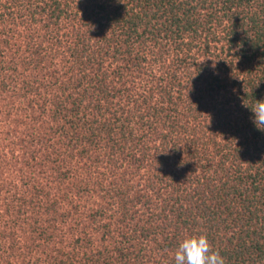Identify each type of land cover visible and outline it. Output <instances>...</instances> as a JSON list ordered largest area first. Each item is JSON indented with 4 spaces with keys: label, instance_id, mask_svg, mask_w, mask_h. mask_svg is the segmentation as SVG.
Listing matches in <instances>:
<instances>
[{
    "label": "trees",
    "instance_id": "1",
    "mask_svg": "<svg viewBox=\"0 0 264 264\" xmlns=\"http://www.w3.org/2000/svg\"><path fill=\"white\" fill-rule=\"evenodd\" d=\"M7 1H0L3 8V11L0 10V22L3 24L7 15L13 18L15 13H22L21 21L25 26L31 28L33 24L43 26L45 23L48 30H51L50 24L53 27L51 42L45 44L31 40V45L26 43L25 50L19 44V49L11 54L14 55L13 59L16 52L25 54L23 63L33 70L43 69L47 56L57 58L59 68L53 72L54 83L43 84L45 94L51 98L47 102L55 104L53 118L58 122L61 118L59 113L68 107L85 112L83 118H79L76 109L69 111L74 114L73 121H70L72 127L60 125L54 132L52 126L53 133L50 134L46 128L43 131L44 127L41 126L23 130L25 126L28 127L24 119L16 117L13 120L20 128L10 132L11 145L19 147L28 157L25 163L29 166V172L34 168L46 167L44 164L50 161V155L46 151L45 140L51 141L56 135L75 144L74 151L90 161L92 147L104 143L101 138L104 130L109 140L113 144L115 142L114 148H111L114 154L124 155L134 150L144 152L143 159L134 158L133 162L150 168L146 176L150 179V188L155 189V183H160L170 192L164 205H156L157 214L154 217L151 215L148 222L136 220L127 211L122 213L115 227L114 224L101 226L100 229L104 230L103 240L110 238L107 236H112V239L110 245H104L99 250L93 247L92 239L86 238L85 232V237L75 238L74 253H64L56 245L59 238L57 226L41 227L37 234L40 235L38 238H44L43 248L35 255L27 246L25 256L30 258L27 264H174L172 257L180 242L198 235L207 236L212 250L224 257L225 264H264V131L253 123L254 114L251 111L256 101L264 100V0L258 2V7H255L258 0ZM216 5L226 15L223 17L227 22L226 33L222 40L227 47L220 50L194 49L201 48L205 28L209 32L216 30V25L209 27L213 20L219 18L217 14L215 17L211 15ZM95 26H99L101 31H95ZM63 31L70 38L69 42L60 39L59 34ZM162 40L177 44L173 57L170 49H161L166 46H160ZM212 40L202 44L209 48L219 42L216 35ZM179 41L182 43L179 44ZM207 54L212 59L204 62L197 59L199 55ZM107 61L122 62L126 70H117L109 75ZM10 70L11 76L1 77L0 72V86L12 97L14 94L20 97L22 85L18 86L20 83L14 74L24 75V72L21 73L15 66H10ZM126 71L140 79L139 88L141 86L145 91L152 80L157 81L156 97L163 106H154L147 115L141 114L137 127L132 126V115L121 114L124 112L122 108L118 119L109 123V129L106 122L101 123L93 116L101 113L105 104H109L108 109H111L113 101L123 97L122 92H130L131 86H126L127 81L126 90L114 86L115 77L122 81L127 76ZM167 74H171L173 81L164 87ZM182 78L187 79V84L194 85L196 91H191L187 96L188 87L181 83ZM30 80L23 83L27 94L34 93L36 88L35 80ZM199 82L206 86V95H211L212 99L218 88L228 92L230 88L233 89L229 97L220 103L223 114L229 117L226 128L240 143L234 150L235 154L227 152L226 143L215 141L213 131H210L213 137L208 140L207 129L195 126L189 131V125L184 124L183 118L199 120L202 116L200 110L205 108L202 100L198 102L194 96L201 91V87L196 85ZM172 86L180 88V103L188 109L186 114L175 108L179 100ZM47 97H39V100ZM135 99H144L143 103L149 100L143 95L134 96L128 99V103ZM194 104L198 108H194ZM22 108L15 104L13 109L21 112V117H26L27 109ZM12 114L15 115L13 111ZM117 114L118 111L114 116ZM234 119L237 122L232 127ZM98 125L103 130L96 131L95 126ZM147 126L148 131L144 133L141 128ZM160 126L167 130L160 129ZM113 132L115 136L112 138ZM247 133L251 135L244 142L238 141L242 134ZM29 141L33 145L27 153L26 142ZM158 141H161L159 145H151ZM148 149L150 153L152 150L156 153L147 158ZM247 156L250 159L248 168H245L241 159ZM145 162H148V166ZM167 178L171 179L169 185ZM174 178L178 180L172 183ZM123 190L121 185L118 189L116 186L114 188L118 194L116 198L126 201L127 191ZM23 208L21 205L17 214L28 216ZM159 220L162 221L161 226L158 225ZM12 224L14 228L23 229L16 222ZM154 244L159 246V253L152 250ZM16 263L20 264L17 259Z\"/></svg>",
    "mask_w": 264,
    "mask_h": 264
},
{
    "label": "rangeland",
    "instance_id": "2",
    "mask_svg": "<svg viewBox=\"0 0 264 264\" xmlns=\"http://www.w3.org/2000/svg\"><path fill=\"white\" fill-rule=\"evenodd\" d=\"M0 1L8 2L7 0ZM262 1L263 0H258L255 3V7H258L259 3H262ZM0 10L3 11L1 6ZM211 13H213L211 15H214V17L215 14H217L219 18L213 20V24H209V27L213 28L214 25H216L218 29L216 28V30L209 32V30L205 28L202 36L203 40L200 42L201 48L195 47L194 49L220 50L226 49L227 47L225 41L222 40L224 39V32L226 33V30L224 31V29L226 28L227 22L223 18L226 17V15H224L223 10H221L218 5L214 6V10H212ZM21 14L22 13H15L13 18L7 15L5 17L6 22H4V24L0 22L1 77L12 75L10 66H15V68L18 67V70L21 71V73L24 72V75L20 73L14 74L16 75L17 81L20 83L18 86L22 85L20 91L22 96L19 97L17 94H14V97H12L10 92L3 89L2 85L0 86V264H15L16 259L20 264H27V261H30V258L25 256L27 255V246L32 249L35 255L36 253H39L43 248L44 238H38L40 235L37 233L40 232L39 229L41 227L44 229V227L51 224L58 228L57 234L59 238L56 245L60 250L64 251V253H74L75 238L81 236L85 237V232H87L86 238L92 239L93 247L96 250H99L104 245H110L112 239V236H107L110 238H104L105 240H103L104 230L100 229L101 226L114 224L115 227L122 213L127 211L131 212L136 220L148 222L151 219V215L154 217L157 214L156 205H164L167 197L170 196V192H168L167 187L164 184L155 183V189L150 188V179L148 180L146 178V176L149 175L150 168L142 167L140 164L133 162L134 158L143 159L144 152L134 150L124 155L121 153L117 155L114 154L111 148H114L115 142L113 144V142L109 140L107 132L103 130L101 125L95 126V129L97 131L102 128L103 132L101 133V138L104 139V143L101 146L96 144L94 145L95 147H92L93 150L90 152L92 159L90 161H86V156L81 158L80 155H78V152L74 151L75 144L70 143L60 135H56L57 137L52 139L48 136L51 141L45 140V144L47 145L46 151L50 155V161L47 160L44 164L46 167L34 168L29 172V166L25 163V160H28V157L19 150V147H13L11 145L12 141L10 139L12 134L10 132L15 129L19 130L20 128V125H17L13 120L16 117L23 118L25 123L28 124V127L25 126L23 130L41 126L44 127L43 131L46 128L49 130L50 134L53 133V129L55 132L60 125L66 126L67 128L72 127V122L70 121H73L74 114H71L70 112H73L72 110H75L76 108L68 107L60 112L59 115L61 118L58 122L53 118L52 112L55 110V104L53 103L54 105H52V103L47 102V99L51 100V98H48L45 94L43 84L44 82L51 81L54 83L55 81L53 72L59 68L57 66L56 57L47 56L44 58L46 61L43 64V69L37 70H33L31 66L27 68L23 63L25 54H18L16 52V56L13 59L14 55L11 54L13 51L19 49V44H22L23 50L27 47L26 43L29 42L31 45V40L36 43H41V41H43L47 44V41L51 42L53 31L51 24V30H48V28L44 26L45 23L43 26L39 24H35L34 26L33 24L31 28L23 25ZM205 19L207 20L208 17L206 16ZM94 29L95 31H101L99 26H95ZM213 35L217 36L219 42L215 44L213 43L209 48H205V45L203 44L206 41H209V43L213 41ZM59 37L60 39L65 40V42L70 41V38H67L64 35V31L59 34ZM8 42L10 44H8ZM180 43L182 42L179 41V44ZM164 44L166 46L161 49H170L171 57H173V52H175L173 49H177V44L162 40L160 46H164ZM183 49H186V47ZM208 58L212 59L210 54L199 55L197 59L204 62ZM106 66L109 75H112L117 70H126L125 64L122 62L111 63L110 61H107ZM120 67L122 68L119 69ZM126 75L127 76L122 78V81H119L121 78L118 79L115 77L114 86L126 90L125 82L127 81L129 83H127L126 86H129V84L131 86L130 92H122L121 95L123 97L117 99V101H113L111 109H108V106H110L109 104H105L102 112L97 116L96 114L93 116L94 119H98L101 123L102 121L106 122L109 129L111 128L109 123H114L116 119H118L122 108H124V112L121 114L125 116L128 114L130 116L132 115V118L129 117L131 122L134 120L132 126L137 127L136 124L141 114L146 113L147 115L148 111L154 106H163L160 103L161 100L156 97L158 90L157 81L152 80L150 83L147 82V84L149 83V89L145 91L146 89H143V87L140 86L139 88L140 79L136 78L134 73L128 71ZM158 75H160V73H158ZM30 77L31 80H35L34 85L36 83V88L34 93L27 94L26 90H24L23 83L30 80ZM171 77V74H167L166 81L163 83L164 87H167L170 82L173 81V78L171 79ZM130 81L134 82L131 83ZM180 81L182 84H187L186 78H182ZM196 85L201 87V91L198 90L200 92L195 93L194 96L197 97L198 102L199 99L202 100L205 108L203 107L204 109L200 110L202 116L199 120L196 121L192 118H183L184 124L189 125V131L195 126L197 128L207 129L208 135L206 137L208 140L213 137L210 132L213 131L216 136L215 141H220L222 144L226 143V145H228L227 152H234L235 154L236 151L234 150L236 147L238 148L240 143L236 142L232 136V132L226 128V124L229 123V117H225L226 115L223 114L220 103L221 101H225V98L229 97V92L233 89L230 88L228 92V90L218 88L214 93V95L216 94L215 98L212 99L211 95H206L208 91L205 90L206 86L204 84L199 82ZM187 87L186 92L188 96L191 91L193 92V90H195V87L190 83L187 84ZM173 88L175 89V97L179 100L178 104L175 105V108L186 114L188 109L185 105H181L180 103L181 97L178 94L180 88L178 86H174ZM39 93H41V95ZM142 95L143 97H148L149 100L147 103L142 102L144 99H142V101L140 100L142 102L141 105L140 101H137L136 99L134 102L128 103V99ZM151 95L153 97H151ZM39 97L47 98L39 100ZM21 103L26 105L24 106ZM15 104L23 106L22 109L26 107V117H21L19 114L21 112H15L16 109H13ZM138 105H140V107H138ZM189 105H193V103H190ZM164 106H166V104ZM194 108H198L197 104H194ZM76 110L78 115H80L79 118H83L85 113L83 109ZM12 111L16 116L12 114ZM116 111H118V114L115 117L114 115ZM221 113L223 115H221ZM51 115L52 117L49 119ZM236 116L237 114L235 117ZM89 118L93 119L91 116H89ZM217 122H223V124ZM236 122L237 119H234L232 127L236 126ZM47 123L48 125H46ZM52 126L53 129H51ZM147 128L148 126L141 129H143L145 133L148 131ZM160 129L167 130L162 126H160ZM150 133L151 132H149V134ZM202 133H204V131ZM250 135L251 134L249 133L246 135L242 134L238 141L244 142L247 136ZM114 136L115 132H113L112 138ZM144 141L145 140H143V142ZM26 143L28 144L27 153H29L31 150L30 146L33 144L30 141ZM160 143L161 141H158L151 145H159ZM213 143L214 142H212L211 145ZM77 147L81 148L79 145ZM128 148L129 146L125 151H127ZM243 150L244 149H242V151ZM146 153L148 158L150 154L156 152L152 150L150 153V149H148ZM262 155L264 156V154ZM28 156L31 157L30 154H28ZM249 159V156L241 159V162H244L243 166L245 168H248ZM54 160L56 162H54ZM133 163L135 166H133ZM145 165L148 166V162H145ZM44 172H46V175H44ZM130 173H132V175ZM177 180V178H174L172 183ZM169 182H171V179L166 181L168 185ZM119 185L124 187V192L127 191V195L125 196L126 201L116 198V195L118 194H116L114 188L116 186L118 189ZM184 186H186V184ZM51 187L54 189L50 190ZM41 190L44 191L41 193ZM109 194L110 196H108ZM113 196L115 198H108ZM123 197L124 195L121 196V199H123ZM7 199L9 200L7 201ZM21 205L24 207L23 211L28 212V216L21 217L17 214L19 211L18 208ZM29 219H31V221H29ZM14 222L18 223L19 226L22 225L23 229L14 228L12 224ZM6 223L9 225L6 226ZM158 225H162L161 220H159ZM232 235L233 234L231 233L230 236ZM158 248L159 246L156 244L152 245V250H154L155 253H159ZM172 258H174V255Z\"/></svg>",
    "mask_w": 264,
    "mask_h": 264
},
{
    "label": "clouds",
    "instance_id": "3",
    "mask_svg": "<svg viewBox=\"0 0 264 264\" xmlns=\"http://www.w3.org/2000/svg\"><path fill=\"white\" fill-rule=\"evenodd\" d=\"M251 111L254 114L253 123L264 131V100L256 101ZM174 264H225V259L218 251L212 250L207 236L198 235L180 242L174 254Z\"/></svg>",
    "mask_w": 264,
    "mask_h": 264
}]
</instances>
